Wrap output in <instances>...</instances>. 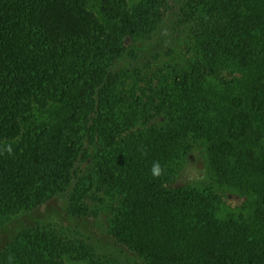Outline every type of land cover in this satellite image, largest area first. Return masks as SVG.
<instances>
[{
    "label": "trees",
    "instance_id": "trees-1",
    "mask_svg": "<svg viewBox=\"0 0 264 264\" xmlns=\"http://www.w3.org/2000/svg\"><path fill=\"white\" fill-rule=\"evenodd\" d=\"M66 195L108 251L36 220L0 264H264V0H0V226Z\"/></svg>",
    "mask_w": 264,
    "mask_h": 264
},
{
    "label": "rangeland",
    "instance_id": "rangeland-1",
    "mask_svg": "<svg viewBox=\"0 0 264 264\" xmlns=\"http://www.w3.org/2000/svg\"><path fill=\"white\" fill-rule=\"evenodd\" d=\"M95 0H92L94 3ZM139 0H129L131 4L136 3ZM207 176V168L204 158L197 150L193 152V155L187 160L181 169L177 183H190L201 182ZM227 202L232 206H237L242 203L243 198L235 194L227 196ZM69 201L68 195L60 197L58 200H52L48 204L42 206L34 211L25 212L17 216L13 221L6 223L4 226H0V250L4 248L6 243L14 236L16 231L28 225H33L36 220L41 222H48L55 218L61 220L65 226L71 228H78L85 235L89 237L88 241L96 246L103 252L107 247L108 242L111 240L108 237L102 235L100 224L94 221L92 218L88 220L69 216L66 210V204ZM96 243V244H95ZM102 247V248H100ZM108 250H105L106 252ZM73 264H88V261H73Z\"/></svg>",
    "mask_w": 264,
    "mask_h": 264
},
{
    "label": "clouds",
    "instance_id": "clouds-1",
    "mask_svg": "<svg viewBox=\"0 0 264 264\" xmlns=\"http://www.w3.org/2000/svg\"><path fill=\"white\" fill-rule=\"evenodd\" d=\"M154 172H158V168L157 169H154Z\"/></svg>",
    "mask_w": 264,
    "mask_h": 264
}]
</instances>
